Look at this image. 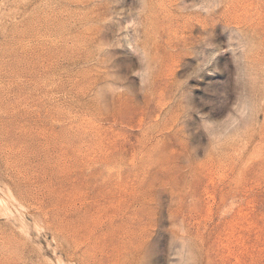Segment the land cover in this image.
Wrapping results in <instances>:
<instances>
[{"label": "rangeland", "instance_id": "obj_1", "mask_svg": "<svg viewBox=\"0 0 264 264\" xmlns=\"http://www.w3.org/2000/svg\"><path fill=\"white\" fill-rule=\"evenodd\" d=\"M0 264H264V0H0Z\"/></svg>", "mask_w": 264, "mask_h": 264}]
</instances>
